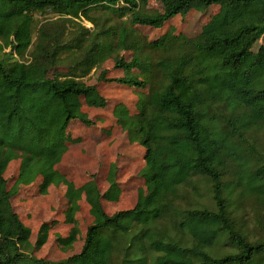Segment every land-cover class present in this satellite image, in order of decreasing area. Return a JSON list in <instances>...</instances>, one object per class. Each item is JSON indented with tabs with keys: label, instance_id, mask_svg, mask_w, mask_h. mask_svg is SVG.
<instances>
[{
	"label": "trees",
	"instance_id": "16d2710c",
	"mask_svg": "<svg viewBox=\"0 0 264 264\" xmlns=\"http://www.w3.org/2000/svg\"><path fill=\"white\" fill-rule=\"evenodd\" d=\"M149 1L0 0V264H264V223L259 222L263 234L251 238L237 221L242 206L234 202L237 195L264 208V145L259 152L249 139L264 135V44L254 51L264 40V0H158L162 11L147 10ZM212 6L219 13L197 39L183 42L191 47L158 63L164 84L151 90L141 113L132 115L124 105L115 110L131 142L146 149V188L133 209L109 215L102 201L121 196L116 164L105 193L94 180L77 188L56 168L74 142L70 125H94L82 100L90 108L107 107L98 87L80 77L111 58L115 48L135 52V58L115 64L126 77L108 79L103 71L100 82L145 90L150 85L140 76H150L151 66L138 56L144 46L128 28L94 33L78 22L97 26L93 13L105 10L129 16L133 26L160 30L178 16ZM48 10L60 21L44 26L35 42V15ZM73 22L78 29L68 32ZM171 39L164 36L148 47L162 50ZM64 55L76 58L74 72L50 77ZM19 158V176L9 188L5 174ZM232 167L239 169L235 179ZM39 179L42 194L67 185L68 223L76 222L83 197L94 218L81 253L63 261L33 255L32 230L12 204L22 185ZM189 191L191 204L184 205ZM207 194L210 204L202 201ZM49 231L44 224L38 247L48 242ZM77 236L75 228L64 240L67 248ZM220 245L231 250L220 254Z\"/></svg>",
	"mask_w": 264,
	"mask_h": 264
},
{
	"label": "rangeland",
	"instance_id": "374dc122",
	"mask_svg": "<svg viewBox=\"0 0 264 264\" xmlns=\"http://www.w3.org/2000/svg\"><path fill=\"white\" fill-rule=\"evenodd\" d=\"M149 11H162V4L158 0H150L147 6ZM220 11L218 6H212L206 11H191L186 18L178 16L169 21L163 29H154L150 27L133 26L129 16L120 18L118 15L105 11L97 10L93 16L97 19L99 25L93 26L86 21L78 22V25L86 26L94 33L105 31L113 28L115 30L122 27L128 28L133 37L140 42L144 49L141 54L137 53L142 59L147 61L151 66V75L141 74L142 79H146L149 88L140 90L127 87L117 83L100 82L99 77L103 71H107L108 79H121L126 77V73L116 69L117 60L123 58L130 62L135 58V52L116 49L111 58L100 64L94 69L90 75L80 80L84 83L97 86L100 93L107 100L105 109L90 108L86 105L84 99L83 111L89 115L94 122L92 127H87L80 122H73L69 127V133L74 142L68 143V151L64 154L57 170L77 188L84 186L90 181H95L102 193H105L109 187L108 175L112 164L118 167L117 181L121 189V196L118 202L108 201L104 199L103 206L109 215H114L119 211L133 209L138 201L139 193L146 188L142 171L146 167V149L138 143L131 142L128 133L118 123L115 116V110L120 105H124L132 115H138L142 111L143 103L147 102L152 89H158L164 84L158 63L164 58L175 57L189 49L190 44H184V41H193L197 39L206 26ZM35 35L34 41L38 42L40 38V30L49 23L60 21V17L52 10L35 15ZM78 25L70 23L69 31L78 29ZM169 36L171 40L167 42L164 49H150L148 45L158 39ZM116 45L117 37H113ZM264 44L262 40L254 49L258 51L259 47ZM33 48L31 49V51ZM63 62L56 70H53L50 77H64L74 72L77 63L74 56L64 55ZM31 59L30 53L27 54L26 60ZM139 74V71H134ZM79 76V75H78ZM225 110V109H224ZM228 113L225 110V114ZM219 112L215 111L214 116H218ZM252 147L254 146L259 152L263 151L264 135H251L249 137ZM251 153V152H250ZM252 154V153H251ZM21 167V159L12 162L5 174L8 180V187L12 188L19 176ZM237 167H232L231 177L235 179L232 173H238ZM43 180L39 179L31 185H22L20 192L12 199L15 212L20 216L23 223L32 230V243L34 245L33 255L39 259L47 261L59 262L66 260L73 255L82 251L87 229L93 223L91 208L85 197L80 201L81 210L76 216L75 223H68L67 214L69 201L67 199L68 187L61 183L53 185L47 194H42L41 184ZM202 192L205 193V182H201ZM182 203L184 205L191 204V192L183 195ZM204 204H210L209 195L202 198ZM237 201L242 206V211L237 213V221L250 234L251 238H258L263 234L259 222L264 223V208L255 204L254 199L244 201L243 203L236 195ZM256 215V216H255ZM260 220V221H258ZM44 224L49 225L48 242L42 246H37L38 236ZM78 229L76 241L67 248L64 240L69 238ZM219 253L223 254L230 247L220 245Z\"/></svg>",
	"mask_w": 264,
	"mask_h": 264
}]
</instances>
